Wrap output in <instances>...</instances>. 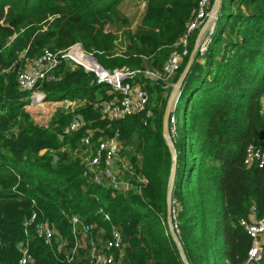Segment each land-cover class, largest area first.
Listing matches in <instances>:
<instances>
[{
  "label": "trees",
  "instance_id": "obj_1",
  "mask_svg": "<svg viewBox=\"0 0 264 264\" xmlns=\"http://www.w3.org/2000/svg\"><path fill=\"white\" fill-rule=\"evenodd\" d=\"M199 2L0 0V264H187L167 218L173 158L163 124L200 38L202 26L189 30ZM218 14L173 106L174 223L190 264H249L255 237L243 220L264 217V165L245 162L250 145L264 144V0H222ZM185 37L188 53L168 79L145 73L163 75ZM76 43L106 69L137 71L123 82L148 90L146 107L124 118L104 114L102 105L124 94L64 55ZM46 49L61 62L38 84L57 103L43 122L27 107L41 104L18 73ZM180 102L182 151L173 135ZM77 115L83 123L71 130ZM109 138L118 143L117 186L102 175L104 156L88 163ZM44 222L51 241L38 235ZM115 229L123 242L109 248ZM260 244L256 264H264ZM95 246L110 260L97 261Z\"/></svg>",
  "mask_w": 264,
  "mask_h": 264
},
{
  "label": "built area",
  "instance_id": "obj_2",
  "mask_svg": "<svg viewBox=\"0 0 264 264\" xmlns=\"http://www.w3.org/2000/svg\"><path fill=\"white\" fill-rule=\"evenodd\" d=\"M213 4L211 0H200L199 9L196 18L189 24V30H192L196 27L202 26L203 37L199 43V49L202 53L208 50L210 42V34L215 30L217 25V20L219 14H215L213 20H209L211 15V9ZM184 48L183 50L176 51L172 53L165 64V72L163 75H160L154 71L147 70L145 73L153 78H162L164 80L168 79L181 65L184 60L185 55L188 53L187 47V38L181 40ZM180 43V44H181ZM74 48H79L82 54L89 55L95 59V66H90L84 61L80 60L77 56L72 53ZM65 56L70 57L75 62L83 64L87 70H93L96 72L100 80H108L115 85V88L120 90L124 95L118 101H107L102 105L101 111L104 114H109L112 118H124L132 114L134 111L143 110L149 100V92L145 88L132 87L130 83H124L123 80L130 75L135 74L137 71H131L127 69H106L104 68L97 60L95 55L91 52H87L80 43H76L71 46L68 50L64 52ZM61 62V58L58 52H54L50 49H46L43 54L37 57L27 69L20 70L18 73V79L21 87L24 90H29L31 92L33 102L40 103L44 105L45 93L38 90V84L41 79L49 77L53 69H55ZM45 101V102H44ZM75 101L66 100V104H74ZM176 105V103L174 104ZM176 115L172 113L170 118V131H176ZM83 123L79 115L74 116L70 129L76 130ZM92 139L90 133L86 134L82 141L86 144H89ZM118 152V143L115 139L109 138L101 142L98 152L88 160L89 164L100 163L102 156L105 157V168L103 169V176L112 180L115 186L118 185L116 176L113 171V161L114 157ZM247 165H264V144L261 146L250 145L248 147L247 156L245 158ZM95 181L99 182L101 177L99 173L95 174ZM255 209V205L252 207ZM109 215H107V218ZM74 221H77L78 218L74 217ZM243 223L246 225L248 231L255 237V244L250 251V262L249 264H256L259 255L261 254V242L264 241V217L261 219H256L253 217L250 221L243 220ZM86 228H89L86 225ZM53 229L50 224L44 222L38 228V235L44 237L47 241H51V236L53 234ZM123 238L119 230L115 229L113 237L110 239L108 246L118 247L122 244ZM96 252L95 258L97 261L110 260L109 256L105 257V254L97 250V246L94 247ZM253 256H255L253 260ZM29 258V255L25 253V256L22 258L21 263H24Z\"/></svg>",
  "mask_w": 264,
  "mask_h": 264
},
{
  "label": "water",
  "instance_id": "obj_3",
  "mask_svg": "<svg viewBox=\"0 0 264 264\" xmlns=\"http://www.w3.org/2000/svg\"><path fill=\"white\" fill-rule=\"evenodd\" d=\"M221 1L222 0H214L213 6L211 9V15L209 16V20L212 21L214 15L219 12V9L221 6ZM201 33H202V31H200L199 37L201 36ZM198 41H197V43H196V45H195V47H194V49L190 55L189 61L187 62L179 80L174 84V87L171 91V94L169 95L167 105L165 108V112H164V124H163V133H164V136L166 138L167 144L169 145V148H170L171 154H172V158H173L172 171H171V175L169 178L168 190H167V202H168L167 218H168V223H169V228H170L171 234H172L173 238L175 239V241H176V243H177V245L181 251L182 257L187 264H190V263L187 259L184 246H183L181 240L179 239V236L177 234V230L175 228V223H174L175 215H174L173 206H172V196H173L175 178H176V173H177L178 154H177L176 146L174 144V141H173V139L171 137V133H170V118H171V115L173 112V106L175 103H177L179 96L181 94V88H182L183 82H184L186 76L188 75V73L191 69L195 54L199 49V42Z\"/></svg>",
  "mask_w": 264,
  "mask_h": 264
},
{
  "label": "rangeland",
  "instance_id": "obj_4",
  "mask_svg": "<svg viewBox=\"0 0 264 264\" xmlns=\"http://www.w3.org/2000/svg\"><path fill=\"white\" fill-rule=\"evenodd\" d=\"M201 31H202V28H201ZM202 37H203V31H202L201 36L199 38V41H198L199 43H200ZM73 54H75V52ZM31 98H32V95H31ZM48 101L49 100H46V102L44 101L45 104L39 105L38 106L39 108L32 106V104H31L32 101H31L30 103L27 104V107L36 113V116L40 121L46 122L49 119L55 104H57L54 101H51V102H48ZM33 104H35V103H33ZM183 108H184L183 102L178 103L177 110H176L177 115H178V119H179L177 122V133H173L174 140H175L178 148L181 151L183 150V144H184V133H183V129H182ZM254 258H255V256H253V260H254Z\"/></svg>",
  "mask_w": 264,
  "mask_h": 264
},
{
  "label": "bare ground",
  "instance_id": "obj_5",
  "mask_svg": "<svg viewBox=\"0 0 264 264\" xmlns=\"http://www.w3.org/2000/svg\"><path fill=\"white\" fill-rule=\"evenodd\" d=\"M75 52V56H77L80 60H82V61H84L85 63H87L88 65H90V66H95L96 64H95V59L94 58H92L91 56H87V55H85V54H82V52L80 51V49L79 48H74L73 50H72V53H74Z\"/></svg>",
  "mask_w": 264,
  "mask_h": 264
},
{
  "label": "crops",
  "instance_id": "obj_6",
  "mask_svg": "<svg viewBox=\"0 0 264 264\" xmlns=\"http://www.w3.org/2000/svg\"><path fill=\"white\" fill-rule=\"evenodd\" d=\"M48 102H51V101H48ZM55 102V101H54Z\"/></svg>",
  "mask_w": 264,
  "mask_h": 264
}]
</instances>
